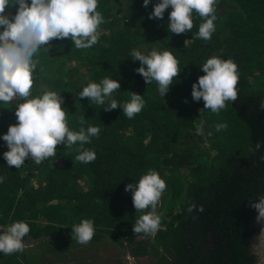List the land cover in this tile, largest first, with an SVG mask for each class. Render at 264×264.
Here are the masks:
<instances>
[{"label":"trees","instance_id":"1","mask_svg":"<svg viewBox=\"0 0 264 264\" xmlns=\"http://www.w3.org/2000/svg\"><path fill=\"white\" fill-rule=\"evenodd\" d=\"M157 2L145 8L143 0H99L104 18L99 42L77 49L70 38L53 39L49 53L43 48L38 53L32 96L0 103V135L17 123L19 104L47 91L63 97L71 130L101 129L84 145L96 153L90 163L75 159L78 145H57L54 158L9 167L0 140V176L5 177L0 226L27 222L24 244L43 241L53 259L47 264H71L70 245L79 244L71 228L85 219L95 227L93 239L83 245L90 251L107 239L152 264H258L252 241L259 222L251 204L264 195V0H219L209 41L197 38L203 19L195 11L192 30L179 35L168 28L171 8L162 20L148 19ZM134 51H170L177 58L181 71L165 97L155 81L147 85L135 71L140 62L133 60ZM212 56L234 60L239 71L238 98L218 113L191 97V85L204 75L199 66ZM105 77L119 80L113 98L121 105L129 92L143 95V110L129 119L122 108L106 112V104L79 98L83 87ZM83 115L87 120L81 125ZM218 124L227 127L217 131ZM150 170L167 184L157 205L161 227L155 236L133 232L150 209L136 211L132 193L125 191ZM31 252L0 254V264H41Z\"/></svg>","mask_w":264,"mask_h":264},{"label":"clouds","instance_id":"2","mask_svg":"<svg viewBox=\"0 0 264 264\" xmlns=\"http://www.w3.org/2000/svg\"><path fill=\"white\" fill-rule=\"evenodd\" d=\"M150 2L143 0V6L147 8ZM98 3L99 0H0V103L10 102L17 96H32L38 53L42 48L49 53L53 39L70 38L77 49H88L99 42L98 29L104 23V18L97 10ZM218 3L219 0H158L148 19L162 20L165 11L171 8L168 28L179 35L192 30L195 11L203 19L197 38L209 41L217 28ZM13 7L14 13L11 11ZM132 56L134 61L140 62V67L135 71L147 85L155 81L159 94L165 97L173 85V79L181 71L174 54L170 51H152L144 55L134 51ZM199 67L204 75L191 85L193 101L202 100L204 109L218 113L227 107L226 102L237 100L239 71L234 60L212 56ZM120 87L118 79L105 77L99 83L90 82L83 87L79 98L86 97L97 105L106 104L103 107L106 112L122 108L125 116L132 119L143 110L146 101L143 95L129 92L130 99L121 105L113 98L114 92ZM63 103L60 93L47 91L25 99L16 107L17 123L10 125L6 134L0 135V140L6 143L8 149L3 153V159L9 167L19 169L26 159L40 164L48 158H54L57 145H63L65 149L78 145L77 161L90 163L96 159L95 151L85 149L84 145L90 144L93 137H99L100 127L89 125L87 128L82 126L79 131L71 130ZM86 120L84 115L81 116V125ZM226 127V124L216 126L217 131ZM202 132V127L197 129L198 134ZM4 180L5 177L0 176V184ZM166 187L165 180L154 170L143 175L138 182L125 185V191L132 193L136 211L150 209L136 220L134 233L155 236L159 231L161 217L156 210ZM251 206L257 211V221H264V195L258 198V202L253 201ZM71 229L81 245H87L95 235L94 221L91 219L82 220ZM0 230V254L23 252L24 238L30 233L27 222L16 221L6 230L0 226ZM257 239L264 242V228ZM258 264H264V256L259 257Z\"/></svg>","mask_w":264,"mask_h":264},{"label":"rangeland","instance_id":"3","mask_svg":"<svg viewBox=\"0 0 264 264\" xmlns=\"http://www.w3.org/2000/svg\"><path fill=\"white\" fill-rule=\"evenodd\" d=\"M257 239V238H256ZM139 240V238L137 239ZM43 241H40V243H32V252L29 254H37L39 257V261L41 264H47L50 263V261H53L51 257H49L51 254L50 252H46V248L43 246ZM78 243V242H77ZM102 248L94 249V251H90L87 248H85L81 244H75L70 245V253L72 255H67L69 259H73L70 263L73 264L76 262L75 258L81 262V264L90 263V264H152V260L150 259H144L142 257L137 258L130 252H125L115 244H113L111 241L104 239L102 241ZM39 245V246H38ZM255 245V243H254ZM257 245V243H256ZM255 245V246H256ZM43 253H45L43 255ZM40 254V255H39ZM67 257V258H68ZM47 262V263H46ZM22 264H24L21 261ZM26 264V263H25ZM52 264H56V262H53ZM58 264V263H57Z\"/></svg>","mask_w":264,"mask_h":264},{"label":"water","instance_id":"4","mask_svg":"<svg viewBox=\"0 0 264 264\" xmlns=\"http://www.w3.org/2000/svg\"><path fill=\"white\" fill-rule=\"evenodd\" d=\"M264 228V221L259 222V227L254 229V233L256 232V238L260 235L261 229ZM253 252L258 256H264V242H259L257 239V245L254 246Z\"/></svg>","mask_w":264,"mask_h":264},{"label":"built area","instance_id":"5","mask_svg":"<svg viewBox=\"0 0 264 264\" xmlns=\"http://www.w3.org/2000/svg\"><path fill=\"white\" fill-rule=\"evenodd\" d=\"M2 229L3 230H6L4 227H2ZM0 231H2V230H0ZM25 245V247L24 248H27V249H32L33 247H32V243H28V244H24Z\"/></svg>","mask_w":264,"mask_h":264},{"label":"flooded vegetation","instance_id":"6","mask_svg":"<svg viewBox=\"0 0 264 264\" xmlns=\"http://www.w3.org/2000/svg\"><path fill=\"white\" fill-rule=\"evenodd\" d=\"M255 234H256V232H255ZM255 243V245H256V243H257V239H256V236H255V239L252 241V244H254ZM254 245V246H255ZM254 246H253V248H254ZM259 259V258H258Z\"/></svg>","mask_w":264,"mask_h":264}]
</instances>
